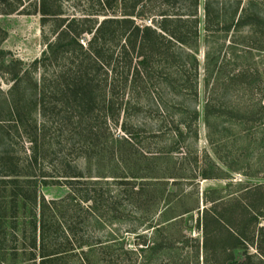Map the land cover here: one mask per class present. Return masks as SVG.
Listing matches in <instances>:
<instances>
[{
	"label": "trees",
	"instance_id": "16d2710c",
	"mask_svg": "<svg viewBox=\"0 0 264 264\" xmlns=\"http://www.w3.org/2000/svg\"><path fill=\"white\" fill-rule=\"evenodd\" d=\"M16 1L18 4L15 7L9 5L10 11L0 9V14L10 15L24 1L30 0ZM63 1L34 0L32 14L40 16L45 49L28 69L22 70L19 61L6 64L2 59L4 53L0 50V73L9 76L12 83L7 93L0 91V205L2 208L3 203L9 202L14 208L19 205L25 208L28 202L34 210L29 221L30 251L27 260L30 264H72V260H75V264H127L124 261L133 252L123 248L113 249L117 245L115 243H123L124 238L117 237V233L107 232L99 235L92 244L82 235L75 245L69 239L73 230L67 223V217H75V212L86 206L85 213L93 214L90 216L96 228L101 230L106 223L113 224V221L126 224L132 211L140 213L142 220L150 218L147 211L142 212L144 205L149 207L153 204L145 197L146 184L141 183L140 188L135 189L128 179L134 180L136 177H128L126 169L118 166L121 158L127 156V151L122 148L132 147V137L140 131L129 121L143 111L149 101L156 105L157 111L164 113L163 102L175 92L185 99L183 105L192 98L197 99L203 33L206 34L205 83L208 87L211 77L215 81L211 86L212 100L205 104L202 111L193 107V119L198 121L204 115L208 123L212 115L218 118L225 114L239 115L240 110L228 101L214 104L218 101L213 103V90L214 84L218 85L221 81L228 88L235 82L237 87H242V69L226 76L224 63H218L213 57L219 47H209L208 39L215 35L218 36L216 40L225 38L243 28L263 37L264 3L263 0H90L96 2V9H88L81 17H67L62 11ZM45 26H48V33ZM4 37L3 33L1 40ZM259 49L264 52V46ZM23 83L26 85L23 86ZM153 88L159 92L156 96L152 94ZM142 92L151 100L144 103ZM229 95V90L225 88L222 98ZM245 110L252 114H264V102H258L254 111L252 108ZM67 122L71 131L85 137L86 149L92 147L91 142L98 141L102 146L101 160L106 157L109 124L118 127L125 135L118 139L119 150L110 153L109 161L115 163L111 173L103 172V166L94 169L88 165L86 174L75 165L67 166L55 178H64L69 195L61 200L47 201L38 194L37 188L29 190V185L34 184L31 182L33 178H29L32 176L31 165L42 158L44 160L43 147H49L46 140L49 129L58 127L63 131ZM176 126L173 137H183V122H177ZM192 136L197 140V129ZM24 137L30 143V154L25 163H20L15 159L14 149L9 147L15 146L17 140ZM172 144L175 146L177 143ZM117 172L123 173L118 175ZM175 176L170 173L168 178H178ZM202 177L211 178L205 173H202ZM107 178L117 182L116 191L105 188L103 182H108L104 181ZM41 185L48 183L42 181ZM255 202L258 203L256 206L249 203L244 207L245 215H249V223L257 221L260 215L254 211L261 213L264 200ZM170 204L166 197L164 210L159 214L162 223L157 233L176 226L182 221V216L189 212L170 216ZM6 209L7 203L3 207L2 221L7 219ZM17 214L13 216L16 222ZM78 220L83 224L87 217L84 220L78 217ZM222 223L229 226L225 237L229 247L223 252L228 259L226 261L230 264H252L249 255L246 263L237 262L234 258V250L241 245L245 248L246 238L242 236L241 239L236 234L231 217L225 221L220 215H211L209 210L197 223L202 230L204 254L209 253L211 226L214 224L217 231L218 226L222 228ZM141 238L142 242L137 244L139 248L134 253L144 260L147 252H155L160 246L156 245V241L151 243L147 237ZM6 241V236L0 234V244L3 246L0 252L4 250ZM174 244L175 239L168 240L169 251ZM166 246L165 241L161 251L167 250ZM16 255L14 249L13 256ZM3 258H6V254H3ZM168 264L175 262L168 261Z\"/></svg>",
	"mask_w": 264,
	"mask_h": 264
},
{
	"label": "rangeland",
	"instance_id": "374dc122",
	"mask_svg": "<svg viewBox=\"0 0 264 264\" xmlns=\"http://www.w3.org/2000/svg\"><path fill=\"white\" fill-rule=\"evenodd\" d=\"M89 1L64 0L63 14L67 17H81L88 9L97 8L96 2ZM33 3L34 0L24 1L22 6L10 15L0 14V50L4 53L2 59L6 64L10 61H19L22 63V70L28 69L33 61L39 59L45 49L40 16L32 14ZM17 4L16 0H0V9L10 11L9 5L13 8ZM48 26H45L47 33ZM3 33L5 37L1 40ZM202 37L197 99L192 98L183 105L185 99L175 92L168 95L163 102L164 113L157 111L156 105L149 101L146 108L129 121V124L140 131L138 135L132 137L133 139L128 136L132 139L130 142L132 147L122 148L127 151V156L121 158L123 161L121 160L118 166L126 169L128 177L131 175L136 177L134 180L128 179L135 189L140 188L141 183L146 184L145 197L153 201V204L149 207L144 205L142 212L147 211L150 218L142 220L140 213L132 211L127 217L126 224L113 221V224L106 223L107 225L101 230L96 228L90 216L93 214H86V206H83L81 210L76 209L78 211L75 212L77 213L75 217H67V223L73 230V234L71 233L69 237L72 243H76L83 235L93 244L99 235L114 232L117 233V237L124 238L125 241L115 243L117 245L113 249L123 248L133 252V255H128L124 261L127 264H168V261L172 260L175 264H230L226 255H223L224 250L229 247L225 242L228 225L222 223V228L218 226L216 231L213 224L212 231L210 230L208 255H205L202 249V230L201 227L198 228L197 223H200L205 211L209 210L211 215H220L225 221H229L231 217L236 234L241 239L242 236L246 238L245 248L241 245L234 250V258L237 262L246 263L249 255L252 257V264H264V202L260 208L261 213L254 211L260 215L257 216L256 222L249 223V215L246 216L247 212L244 211L245 205L251 203L252 206H256L258 203L255 201L264 200V114H252L249 110H245L252 108L254 111L258 102H264V52L259 49L260 46H264V36L253 35L248 28H243L240 32H232L225 38L216 40L218 36L215 35L208 39L209 47H219V51L217 49L213 57L218 63H224L226 76L234 74L239 69H242L244 75L242 87H237L235 82L231 88H228L229 86L221 81L218 85L214 84L213 90V103L218 101L214 104L228 101L231 106L240 110V114L232 116L223 112L222 114L225 115L219 118L212 115L208 123L204 120V115L195 121L191 114L193 107L202 111L205 104L212 100L211 86L215 81L211 77L208 87L205 83L206 34L203 33ZM11 87L9 76L0 73V91L5 94ZM155 88L151 91L156 96L159 92ZM225 88L229 90L230 95L222 98ZM141 96L144 103L151 100L144 92ZM177 122H183L185 126L181 138L173 137ZM109 127L110 131L106 136L108 148L105 149L104 160L100 158L102 146L98 141L94 140L91 142L92 147L86 149L85 137L76 131H71L68 122L63 131L58 127L49 129L46 139L49 147H43L44 160L42 158L31 165L32 176L29 178H33L31 182L34 184L29 185V190L37 188L38 194L47 201L61 200L70 192L64 185V178L55 177L63 173L67 166L75 165L85 174L88 165L94 169L103 166L102 169H105L103 172L111 173L115 163L109 161L110 153L112 150H119L118 139L125 134L120 132L118 127L114 128L112 124H109ZM196 129L197 140L192 136ZM172 143L177 144L173 146ZM9 149H14L15 159L18 162L25 163L30 154V143L24 137L17 140V144L10 146ZM117 173L122 175L123 172ZM170 173L178 178H168ZM202 173L211 178L203 179ZM42 181H47L48 185L42 186ZM104 181H108L103 182L106 184L105 188L117 190V182H113V179L107 178ZM1 186L0 184V188ZM166 197L171 201L170 216L189 212L182 216V221L176 226L157 233L162 223L159 214L164 210ZM6 203L7 219L2 221L1 215L4 214L3 207ZM6 203H3L2 208L0 205L2 225L0 234L5 235L7 239L4 250L0 252V264H30L27 260L30 251L29 221L34 210L28 202L25 208L20 205L14 208V205ZM17 212L16 222L13 216ZM78 217L83 220L87 217L86 223L80 224ZM141 236L147 237L151 243L156 241V245L160 246L155 252H147L144 260L134 253L139 248L137 244L142 242ZM171 237L175 239V244L169 251L168 240L172 239ZM165 241L167 244L165 249L168 251H161L162 248L164 249ZM0 247L3 246L0 244ZM14 249L17 253L15 257ZM3 254H6V258H3ZM95 257L98 260L97 253ZM74 262L75 260H72L71 263L75 264Z\"/></svg>",
	"mask_w": 264,
	"mask_h": 264
}]
</instances>
